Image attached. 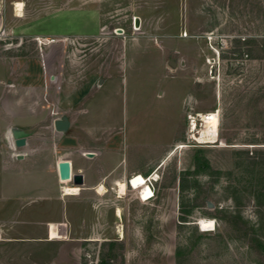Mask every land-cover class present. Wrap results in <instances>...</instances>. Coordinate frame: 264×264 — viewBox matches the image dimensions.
<instances>
[{
  "label": "rangeland",
  "instance_id": "rangeland-1",
  "mask_svg": "<svg viewBox=\"0 0 264 264\" xmlns=\"http://www.w3.org/2000/svg\"><path fill=\"white\" fill-rule=\"evenodd\" d=\"M1 55L39 56L71 88L93 80L87 95L113 77L94 118L104 129L84 142L128 168L146 166L153 184L145 200L131 186L119 194L115 180L67 194L66 264H264V0H0ZM214 110L219 141L190 138L189 116L197 131L196 112ZM0 112L10 168L24 145ZM29 128L31 142L53 145V114ZM199 219L214 228L201 231Z\"/></svg>",
  "mask_w": 264,
  "mask_h": 264
},
{
  "label": "crops",
  "instance_id": "crops-1",
  "mask_svg": "<svg viewBox=\"0 0 264 264\" xmlns=\"http://www.w3.org/2000/svg\"><path fill=\"white\" fill-rule=\"evenodd\" d=\"M0 66L3 68L0 72V111L4 108L10 113L12 119L7 125L29 130L23 157L11 159L10 168L9 163L0 157V168L10 173L0 177V264H66V241L59 237L66 227L67 194L63 188L70 185L79 190L93 188L98 182L109 183L112 180H115V186L121 181L130 186L127 176L130 173L144 176L141 171L144 172L146 166L128 168L125 161L111 160L114 151L108 147L95 150L96 155L87 158V161H83L80 155L82 150L95 149L86 146L84 134L95 137L104 129L94 118L105 106L100 90L113 77H99L98 88L87 95L94 85L93 80L84 86L71 88L62 84L58 75L49 73V65L39 56L1 55ZM80 88L81 92L77 95ZM34 93L44 94L47 103L39 97L32 98ZM48 114H53V121L63 114L67 115L70 121L67 130H71L63 132L53 128L51 134L54 141L50 147L43 142H31L30 136L36 134V129L29 128ZM2 115L0 112V119ZM2 120L0 131L4 124ZM47 150L53 155L46 154ZM103 151L109 156L96 163ZM64 159H74L73 163L65 161H69L73 172H82L85 187L59 177L57 163ZM116 175H122L126 180L116 181ZM5 179L9 181L8 187L4 184ZM50 224L58 230V235L53 238L49 236Z\"/></svg>",
  "mask_w": 264,
  "mask_h": 264
},
{
  "label": "bare ground",
  "instance_id": "bare-ground-1",
  "mask_svg": "<svg viewBox=\"0 0 264 264\" xmlns=\"http://www.w3.org/2000/svg\"><path fill=\"white\" fill-rule=\"evenodd\" d=\"M14 10L16 15L21 16L23 14V2L22 1H15L13 2ZM197 115H201L202 120V127L195 131V118H192V121L188 122V131H189V137L193 138L195 141L198 142H210L215 143L219 141L218 138V125H219V110H214L208 113H198ZM192 117V115L189 116V118ZM206 144V143H203ZM183 147V146H179ZM63 179H68L61 177ZM150 177H145L142 175H134L131 181L128 180L129 185L138 190V197L140 199H148L152 195V189L148 185V179ZM152 178V177H151ZM126 182L121 181L119 182L115 187L116 191L119 192V194H124L126 191ZM128 186V185H127ZM106 189L103 185L99 186L97 191L99 193H103ZM79 193V188L68 186L66 187V193L65 194H76ZM120 213L119 208L117 209V214ZM197 224L199 225V229L201 231H208L212 230L214 228V221L211 219H199ZM119 228V227H118ZM118 230V229H117ZM120 234V233H119Z\"/></svg>",
  "mask_w": 264,
  "mask_h": 264
},
{
  "label": "water",
  "instance_id": "water-1",
  "mask_svg": "<svg viewBox=\"0 0 264 264\" xmlns=\"http://www.w3.org/2000/svg\"><path fill=\"white\" fill-rule=\"evenodd\" d=\"M140 23V18L138 16L135 17L134 20V25L138 26ZM119 32L122 31L121 28L117 29ZM70 125V121L67 115L63 114L60 117H57L53 121V126L55 130L58 131H67L68 127ZM11 136L13 137L14 145L16 147L23 146L26 143V137L29 133V130L27 128H19V127H11L10 128ZM81 155L86 157V158H93L96 155L95 150H82ZM18 158L23 157V153L19 152L16 154ZM59 177H64V178H70L72 183H74L77 186H81L83 184V174L81 171H75L72 172V170L69 167V163L65 160L61 161L59 163ZM209 206H211V202L208 203Z\"/></svg>",
  "mask_w": 264,
  "mask_h": 264
},
{
  "label": "built area",
  "instance_id": "built-area-1",
  "mask_svg": "<svg viewBox=\"0 0 264 264\" xmlns=\"http://www.w3.org/2000/svg\"><path fill=\"white\" fill-rule=\"evenodd\" d=\"M196 113L198 114V113H200V112H196ZM191 115H192V114H191ZM198 116L201 118V115H198ZM192 118H195L194 115H192V117L189 118V122L192 121ZM195 126H196V121H195ZM57 169H58V173H59V169H60V167H59V163H57ZM146 177H148V176H146ZM132 178H133V175L130 176V177H128V180L131 181ZM71 180H72L71 177L68 178V181H71ZM148 182H149V183H148L149 187L153 190V184H152L150 178L148 179ZM152 195H153V191H152ZM152 195H151V196H152ZM143 200H144V199H143Z\"/></svg>",
  "mask_w": 264,
  "mask_h": 264
},
{
  "label": "trees",
  "instance_id": "trees-1",
  "mask_svg": "<svg viewBox=\"0 0 264 264\" xmlns=\"http://www.w3.org/2000/svg\"><path fill=\"white\" fill-rule=\"evenodd\" d=\"M198 150H200V149H198Z\"/></svg>",
  "mask_w": 264,
  "mask_h": 264
}]
</instances>
